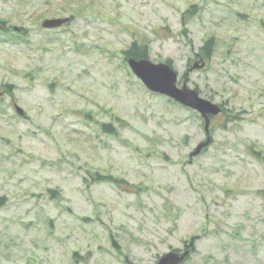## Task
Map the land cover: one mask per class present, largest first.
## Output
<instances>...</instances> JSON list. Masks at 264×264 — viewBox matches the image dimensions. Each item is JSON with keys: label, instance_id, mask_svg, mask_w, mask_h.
<instances>
[{"label": "rangeland", "instance_id": "374dc122", "mask_svg": "<svg viewBox=\"0 0 264 264\" xmlns=\"http://www.w3.org/2000/svg\"><path fill=\"white\" fill-rule=\"evenodd\" d=\"M0 21V264H157L191 237L180 264H264V0H0ZM133 41L221 104L199 153L203 118L134 75Z\"/></svg>", "mask_w": 264, "mask_h": 264}, {"label": "water", "instance_id": "95a60500", "mask_svg": "<svg viewBox=\"0 0 264 264\" xmlns=\"http://www.w3.org/2000/svg\"><path fill=\"white\" fill-rule=\"evenodd\" d=\"M70 20V16L48 17L42 20L41 26L45 29L57 28ZM1 27L2 24L0 22V29ZM127 63L134 75L143 82L147 89L172 98L180 104L197 111L202 116L207 137L198 143L190 155L199 153L210 142L208 132L211 116L220 113L222 107L218 103L202 97L195 88L188 87L186 82L179 86L177 82L178 72L168 62H153L146 57L135 58L129 56ZM203 66V62H195L192 67ZM1 93L0 91V95ZM15 108L18 113H23L19 106L15 105ZM188 253L189 250H185L182 253L169 251L159 258L157 264H180Z\"/></svg>", "mask_w": 264, "mask_h": 264}, {"label": "trees", "instance_id": "16d2710c", "mask_svg": "<svg viewBox=\"0 0 264 264\" xmlns=\"http://www.w3.org/2000/svg\"><path fill=\"white\" fill-rule=\"evenodd\" d=\"M2 23V31H7L8 27L6 26V22L5 21H1ZM213 47H214V39L213 37H210L209 39L205 40L201 46V50L204 52V55L206 57H210L212 52H213ZM123 53V60L124 62L127 63V58L129 56H133L135 58H141V57H148V46L147 44H139L136 41H133L127 49L122 51ZM166 62H168L169 64L171 63L170 59H167ZM128 64V63H127ZM183 77H186V75L184 74ZM197 90V88H196ZM103 127H105L106 130H112V125L110 123L104 124L103 123ZM256 153H258V155H260L259 151H256ZM95 175L97 176L96 179H99V177H108L109 179H112L114 181H117L116 178H112V176H104V175H100L98 173H95ZM50 192H53L54 190L50 189ZM5 197L4 196H0V207L2 205L5 204ZM193 237H191L190 241L188 243L185 242V247L186 248H190V250L193 249ZM191 243V244H190Z\"/></svg>", "mask_w": 264, "mask_h": 264}]
</instances>
